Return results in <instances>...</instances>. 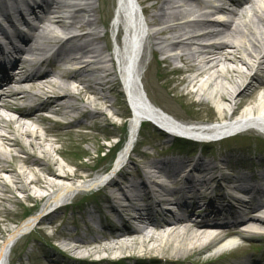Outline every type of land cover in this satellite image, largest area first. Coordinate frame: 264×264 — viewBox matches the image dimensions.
<instances>
[{
	"label": "bare ground",
	"instance_id": "6f19581e",
	"mask_svg": "<svg viewBox=\"0 0 264 264\" xmlns=\"http://www.w3.org/2000/svg\"><path fill=\"white\" fill-rule=\"evenodd\" d=\"M31 1L21 0L25 5L31 4ZM91 1L54 0L45 7H39L45 9L43 26L36 39L29 44L31 58L19 60L12 66L16 71L14 77L9 74L11 70L7 63H0V82L4 84L1 92L9 100H0V206L19 202L21 197L44 203L40 212L7 231L6 235L0 229V240H3L0 264H10L17 243L37 229V223L54 205L70 200L76 193L89 194L108 179L105 174L93 176L89 165H74L65 158L64 149L53 148L50 137L57 134L56 125L47 127L46 123L50 120L42 117L45 112L66 118L73 114L80 115L81 118L90 117L97 128L101 121L112 123L108 111L114 108V104L109 96L116 94L117 73L111 48L103 39L109 34L116 0H96L99 5ZM210 1L219 3L224 0ZM227 1L233 9L227 11L229 19L223 20L226 9L208 4L205 0H118L115 26L112 28L114 35L115 30L120 29L115 38L114 52L138 111L137 117L129 122L132 131L130 140L119 153L115 170L125 164L136 144L140 123L146 118L201 137L225 130L264 133V0ZM15 3H18L17 0ZM18 8L17 4L14 9ZM211 8L215 9L216 15H222L215 22L212 14L206 11ZM1 11L4 14L3 9ZM122 28L125 30L123 41ZM55 29L79 34L64 38L56 34ZM71 36L73 38L68 40ZM72 42L75 44L67 48L66 45ZM54 43L60 45L53 53L57 60L45 65L37 56L50 52ZM102 43V47L98 46ZM176 61L183 64L182 70H176ZM57 63L61 66L58 67ZM227 64L234 67L226 68ZM225 81L231 87L228 88ZM196 89L198 91L193 92ZM261 92L263 95L259 105L258 102L253 105L254 96ZM197 93L207 97L210 93L218 99L214 106L221 115L226 113L221 119L227 121V125H179L153 109L154 106L170 115L160 106L156 94L168 97L173 102L186 101L184 105L195 106L193 98L197 97ZM77 103L83 106L79 107ZM201 103L199 105L203 106L204 102ZM248 103L251 106L235 115L239 107ZM2 111L15 115L4 117ZM76 125L86 126L77 120L66 128L72 132ZM40 127L44 135L40 133ZM23 141H26V145ZM55 155L65 160L66 165L59 164ZM225 162L228 163V160ZM72 166L76 170H68ZM133 167L138 178L143 177L140 186L129 180L131 168L126 166L121 181L111 180L105 186L108 192L104 202L107 206L98 210L108 212L112 220L121 216V211L133 222L147 224L151 231L137 232L131 230L128 223H119L108 232L103 229L100 236H93L90 241L80 234H60L59 237L64 239L65 256L100 244L88 249L86 259L102 252H118L122 259H137L140 256L133 251L140 246L143 249L142 257H172L181 262L196 253H204V257L210 258L217 256L233 247L235 238L241 237V234L243 239L264 240V172L260 177L253 178L256 185L243 186V189L238 183L248 182L247 176L240 175L236 177L237 180L227 179V175L221 173V166L204 162L201 157L182 163H152L144 174L139 166ZM216 172L220 173V178H225L226 190L250 195L249 202L239 204V210L251 211L250 218L241 220V214L233 211L222 215L219 212L223 210L212 202L207 206L208 210L202 207L195 210L193 207L199 202L191 204L182 198L171 203L172 193L170 189L167 190L171 183L176 186V194H195L199 189L208 192L211 182L218 179L217 176L211 179L208 176ZM191 174L201 179L193 180ZM79 181L84 184L75 186ZM148 185L152 186L153 193L149 192ZM166 206L173 209L166 210L163 208ZM190 214L197 216V221H193ZM221 216L223 220H233L236 225L221 226L217 222ZM162 222L165 223L164 227ZM101 240L108 243L101 245ZM170 252L173 254L170 255Z\"/></svg>",
	"mask_w": 264,
	"mask_h": 264
},
{
	"label": "rangeland",
	"instance_id": "374dc122",
	"mask_svg": "<svg viewBox=\"0 0 264 264\" xmlns=\"http://www.w3.org/2000/svg\"><path fill=\"white\" fill-rule=\"evenodd\" d=\"M92 1L93 3L96 2V4H98V0ZM4 28L8 32L13 31L10 25L5 24ZM100 46L102 47L103 45L101 44ZM28 57L29 56L26 55V58ZM227 67L232 68L234 65L227 64L226 68ZM224 84L228 88L231 87L228 81H225ZM207 95L210 97L211 101L209 100L208 102H204L203 106L198 108L184 105V101L173 102L171 99L163 95L161 96L156 94V97L160 102V106L179 121L185 123H206L212 121H221V116H225L224 114L226 113L221 115L217 108L214 105H211V103L218 102V99L215 96H212L210 93ZM261 95H263V92L254 96V100L252 102L253 105H256V102H258L259 105V99L261 98ZM197 97H201L199 96V93ZM109 99L114 104V108L108 111V115L110 119L111 117L114 118L111 119L112 123L110 124L101 121L99 128L95 127V124L90 117L81 118L78 115L73 114L71 117H69V120L65 119L66 117L52 118L62 122H70V120L74 118L75 120L79 118L78 120L82 121L86 125L84 127H79L76 125L74 129H72V132H69L68 129L64 127L60 129L56 125L57 130H55L58 132L57 134H54L52 137H50V140H52L53 148H62L66 151L65 158L69 161H72L74 165H89L90 173L93 175L98 173L100 174L106 169L107 159L103 161L104 154H108L109 148L115 145L117 142V140H112L111 137H120L123 134L119 124L124 122L122 118L126 109L125 99L123 98L121 88L118 87L116 94L109 96ZM240 104L241 102H239V105ZM249 105L251 106V103L246 105L243 104V107H239L240 112L243 113V111H245ZM79 106H82V104ZM2 114L6 116V112H2ZM47 115L48 113H43V116ZM46 125L47 127L53 128L55 123L50 121L47 122ZM39 131L42 135H44L45 132L41 127ZM144 133L141 130L134 154L130 156L131 160L127 162V165L132 169H134V165L139 166L143 174L146 172V168H148L152 163H158L161 161L182 163L184 160L191 161L193 159L199 158L200 156H204V159L207 162L214 161L215 164L221 166L224 172L231 177H238L240 175L247 176L249 178L248 182L245 184L239 182L242 186L244 185L251 187L252 185L256 184L255 179L253 178L260 177L264 171V142L255 138H245L239 141L210 147L208 151H206V154L203 153L200 155L199 150L201 148L199 147L193 148L183 144L184 147L178 148L170 141H165L161 137H158L154 134L151 135L152 133L150 135ZM54 140H59V143H54ZM23 142L24 145H26V141ZM102 152L104 153L103 155H101ZM54 158H56L59 164L66 165L64 163L65 160H63L60 156L55 155ZM226 159L228 160V163L225 162ZM95 169L96 172L94 173ZM68 170L74 171L76 170V167H69ZM133 171L134 170H132V173L130 176H128V178L131 182L136 183L138 182L136 180L138 175H134L135 173H133ZM86 199L80 201L82 199L78 198L77 202L72 208H67L50 216L49 220L42 222V228L38 227V230H36V232H34L31 236L23 238L12 252L11 263L47 264L48 261H57L59 264H66V259L60 256L58 253L59 250L62 251L64 248L62 247V241L57 242L56 240H52L50 237L53 235H59L60 233L82 234L85 236V234H88L87 224L90 221H102V217L104 215L99 214L96 210L98 207L104 206V197H94L89 201H86ZM33 203H37L35 212L32 211L33 213L42 210V202ZM28 207L31 206L28 202H26V200L24 201L23 197L19 199V202H9L5 203L4 206H0V221H2L0 229L5 232V235L7 231H10L14 227V224H17L22 218H24V216L27 215L29 212ZM91 213L92 215H90ZM3 221L5 222L3 223ZM39 228L42 230L40 231ZM37 239L39 240L38 242L36 241ZM247 239L248 242L245 244L243 249L245 251L243 258L234 262L230 261L227 264H237L248 260L249 258H257L260 261V264H264V240L254 238ZM105 243L107 242L101 241L102 245ZM142 250L143 249L138 246V249L135 250V252L133 251V253H135L136 256L141 257ZM87 254L88 252L79 251L73 253L72 255L70 254V257L86 256ZM172 254L173 253L170 252V255ZM105 257L117 259L120 257V253L114 252L113 254H108L102 252L100 254H93L90 257L92 259L88 263ZM207 258L209 257H204V254L196 253L188 258L187 263L206 264L205 262L207 261ZM169 259L177 262L175 258L171 257Z\"/></svg>",
	"mask_w": 264,
	"mask_h": 264
}]
</instances>
